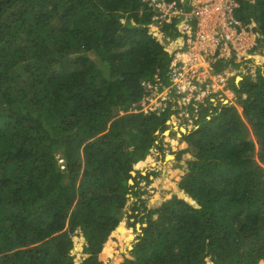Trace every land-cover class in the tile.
Listing matches in <instances>:
<instances>
[{"label":"trees","instance_id":"1","mask_svg":"<svg viewBox=\"0 0 264 264\" xmlns=\"http://www.w3.org/2000/svg\"><path fill=\"white\" fill-rule=\"evenodd\" d=\"M146 5L0 0V264H264L260 71L232 86L240 112L219 103L181 133L180 164L160 181L173 193L152 210L141 199L157 172L137 168L178 106L139 113L142 84L169 83L181 33L154 26ZM235 17L264 45V0ZM129 195L128 218L146 225L134 236L121 225Z\"/></svg>","mask_w":264,"mask_h":264},{"label":"built area","instance_id":"2","mask_svg":"<svg viewBox=\"0 0 264 264\" xmlns=\"http://www.w3.org/2000/svg\"><path fill=\"white\" fill-rule=\"evenodd\" d=\"M143 2L153 13L151 20L154 26L178 25L184 44L177 46L168 64L169 84H164L158 77L154 82L142 84L144 94L138 112L156 116L165 114L173 106L174 96H177L178 106L173 117L178 122L189 124V129H192L204 112L211 113L217 99L225 97L235 105L237 97L229 86L230 79L234 77L237 83L241 77L249 81L256 78L257 69L251 68L250 64L252 53L257 49L256 35L250 25L235 17L241 2L253 3V0ZM162 37L166 42L171 41L169 37ZM230 61L238 66H229L213 74L215 66ZM245 97L242 95V99Z\"/></svg>","mask_w":264,"mask_h":264},{"label":"rangeland","instance_id":"3","mask_svg":"<svg viewBox=\"0 0 264 264\" xmlns=\"http://www.w3.org/2000/svg\"><path fill=\"white\" fill-rule=\"evenodd\" d=\"M141 10H139L138 12H140ZM176 41V45H183L184 44V36L182 33H179L178 36L175 38ZM255 41L257 43L256 46V51L252 53L253 57H252V61L250 62V64H252L251 68L255 67L257 70V74L258 71H260L262 73V75H264V45H261L260 42L258 41V39L255 37ZM176 46V47H177ZM231 63H233V66H238L237 63H235L234 61H230ZM229 63V62H228ZM216 67V66H215ZM212 70V72L214 73L217 70H219V68H215ZM232 78L230 79L229 82V86H233L232 83ZM234 80V77H233ZM239 80V78H238ZM169 84V83H167ZM233 92H235L236 97L238 99V95L239 92L236 91L235 89H233ZM216 94L218 95V92H216ZM221 99V98H220ZM215 102V99H214ZM225 101H221V100H216V104L215 106H213L211 108V110L213 108L218 107L219 103H224ZM229 106H234L232 104H229ZM238 111H241V108L238 109ZM119 115H123V112H120ZM211 117L209 116L208 119H210ZM173 119V117H172ZM177 120L174 118V120H172V123L174 126L171 127V129L166 130L163 133V136L160 137V142L162 144L161 146V150L158 149H154L152 148L149 153L147 154V156L150 158L149 161H147L146 164H144L143 167H138L137 171H139L141 173V175L145 176L148 173H150V168H154L155 171L157 172V176L155 178L151 177L150 180H152V183H150L149 185H145L144 183H140L139 184V193H143V195L141 196V199H143L145 201V205L147 210H152L154 209L158 204H160L162 201H164L165 199H167V197H169L173 192L171 190H166V189H162V183L160 182L162 180L163 177H167L170 175V171L172 169H174L177 165H179L180 163L177 162L176 160V155L179 153V151L181 150V147L184 148L183 146V140H182V135L181 133H188L190 131H192L194 128L189 129V124L187 123H183L182 121L180 122H176ZM200 121V119H199ZM197 121L195 123V128H197ZM179 124V125H177ZM167 156H171V159H168ZM264 168V167H263ZM132 176L134 179L137 180V176H136V172H132ZM130 185L134 184L133 180L129 181ZM137 189H134V191H136ZM138 191V190H137ZM136 201L135 197L133 195H129L126 205L123 208L122 214H123V218H122V222L121 225H123L125 228H127L129 231L132 232V236H134V232L135 233H139L141 227H145V224H141L140 222H135L133 219L128 218V215L131 214L130 210L132 208L133 203ZM134 225L135 228L132 227H128V225ZM136 234V235H137ZM74 252L72 253V255L78 260H82L83 255L81 250H79L78 246H74ZM106 264H115L114 258H109L106 261Z\"/></svg>","mask_w":264,"mask_h":264},{"label":"clouds","instance_id":"4","mask_svg":"<svg viewBox=\"0 0 264 264\" xmlns=\"http://www.w3.org/2000/svg\"><path fill=\"white\" fill-rule=\"evenodd\" d=\"M153 22V21H152ZM164 36H166V37H169V38H171V36H168V35H164ZM165 40V39H164ZM166 41V40H165ZM236 67V66H235ZM224 69H226V68H224ZM257 70H259V69H257ZM244 77H241V80L243 79ZM256 78H257V72H256ZM256 78H255V80H256ZM241 80H238L237 81V83L233 80V78H232V83L233 84H238ZM254 80V81H255ZM254 81H250V82H254ZM230 82V81H229ZM231 87V86H230ZM232 89V88H231ZM233 91V90H232ZM234 93V92H233ZM235 94V93H234ZM242 98V97H241ZM246 98V97H245ZM244 98V99H245ZM221 101H225L224 103H222L223 105H225V104H231L229 101H227L226 99H225V97H223L222 98V100ZM227 101V102H226ZM237 103H235V105L233 106V107H235V108H237V110L240 108L239 106H238V99H237V101H236ZM233 105V104H232Z\"/></svg>","mask_w":264,"mask_h":264},{"label":"bare ground","instance_id":"5","mask_svg":"<svg viewBox=\"0 0 264 264\" xmlns=\"http://www.w3.org/2000/svg\"><path fill=\"white\" fill-rule=\"evenodd\" d=\"M228 94H230V92H228ZM168 157V159H171V156H167Z\"/></svg>","mask_w":264,"mask_h":264}]
</instances>
